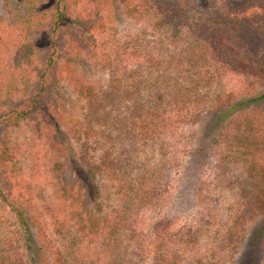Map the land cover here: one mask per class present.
Listing matches in <instances>:
<instances>
[{"label":"rangeland","instance_id":"obj_1","mask_svg":"<svg viewBox=\"0 0 264 264\" xmlns=\"http://www.w3.org/2000/svg\"><path fill=\"white\" fill-rule=\"evenodd\" d=\"M165 1L188 25L227 10L230 0ZM114 2L111 17H103L95 13L97 4L84 0L56 29L59 59L49 84L60 98L50 108L63 138L44 116L29 115L13 127L0 125V264H235L242 250L253 252L256 245L250 238L264 229L255 180L248 178L237 147L264 135L260 130L250 138L247 130L256 118L264 123V77L255 68L210 60L200 81L208 91L199 85L190 101L152 97L148 89L142 100L126 97V90L143 93L137 81L146 73L152 78L158 74L147 69L144 54L169 58L181 44L170 42L157 26L158 0ZM106 4L104 0L103 9ZM17 12L15 0H0V112L18 107L24 93L34 90L49 47L53 12L48 10L40 23L31 24L30 59L16 60L25 34L17 27ZM187 76L178 80L193 88ZM81 87L86 88L83 96ZM116 91L124 97L112 102ZM242 99L251 100L228 109ZM92 103L108 116L100 122L88 116ZM155 103L158 118H166L159 128L137 116L138 107L145 113ZM218 112L227 116L214 123L223 129L212 143L206 125ZM64 139L69 143L61 146ZM107 149L133 174L160 158L165 161L160 156L164 151L168 181L160 182L158 194L144 199L147 203L139 198L123 207L113 174L101 164ZM86 176L98 184L97 205L87 193ZM56 178L64 179L63 192ZM130 188L129 195L147 186L139 182ZM11 206L21 211L29 227L31 247ZM120 215L126 219L117 231L125 233L118 236L112 225ZM258 240L263 243L259 264H264V238Z\"/></svg>","mask_w":264,"mask_h":264},{"label":"trees","instance_id":"obj_2","mask_svg":"<svg viewBox=\"0 0 264 264\" xmlns=\"http://www.w3.org/2000/svg\"><path fill=\"white\" fill-rule=\"evenodd\" d=\"M84 0H15V5L18 7V12L15 13L14 18L19 24L17 27L24 31V43L21 44L20 50L17 52L16 60L18 59H30V54L32 53V41L28 39V33L30 28H32V23H40L46 15H48V10L53 12L52 27L48 33L49 47L45 56V60L41 63L42 69L37 71L38 82L34 87L32 92L24 93L26 99L21 102L18 107H7L0 112V125H6L8 127H13L19 124V121L32 115L44 116L46 119H50L51 124L56 128V136L59 139L63 138V133L59 128V121L57 117L52 113L50 105L56 103L60 96H54L52 89L50 87L49 81L51 79L53 68L57 64L59 48L57 46L58 36L56 35V29L60 26V23L69 14L70 10L78 5ZM97 4L96 15L111 17V11L115 8L114 0H107L106 8L103 9L104 0H86V3ZM48 4V5H47ZM227 10L221 11L211 18H207L203 21L197 22L195 24L190 23L185 25V20L180 18V14L165 0H158L157 2V26L166 33V39L170 42H177L180 45L178 49V54L175 52L174 55H169L164 57V54L160 58L156 59L153 56L145 58L147 69L150 70L151 67L158 71L157 76L151 77L150 74H145L147 77L145 79L138 80L137 84L142 85L143 93L140 94L138 91H125L126 97L130 94L134 99H143L145 90L148 89L152 91L150 94L155 96L158 94L160 99L169 96L176 101H190L189 98L193 92H198L199 85L207 90L206 85L201 81L203 76L202 69L205 66V62L213 60L214 64L221 63L223 65L234 66L235 68H255L258 73L264 77V0H230L226 8ZM11 12V11H10ZM170 35V36H169ZM176 58V59H175ZM171 69L168 70L167 68ZM146 69V70H147ZM176 71V72H175ZM173 73L174 75H171ZM187 77L192 79L194 86L189 87L187 84H181L179 78ZM207 80V78H205ZM143 83V84H142ZM10 86V85H9ZM185 86V87H184ZM187 86V87H186ZM12 88L6 91L8 95ZM85 87H81L80 95L83 96L85 93ZM138 95H137V93ZM22 93V94H23ZM116 91L114 94V99L112 102H116L117 96L123 98L124 96L118 94ZM196 96V95H195ZM264 97V94H261ZM143 97V98H142ZM154 99V98H153ZM251 99H242L235 102L228 109L239 107L243 105L244 102ZM111 102V103H112ZM88 108L89 113L95 118V121L100 122L106 118L107 113L102 114V109L100 104L95 105L90 104ZM159 106V105H158ZM156 103L145 109V113L141 112L142 108L137 112V116H144V122L148 126H153L159 128L160 124L166 118L159 119V114L157 112L158 107ZM225 113L218 112L216 116L207 124L212 131V143L216 142V139L221 136L222 129L219 128L217 124L226 118ZM212 123V124H210ZM253 128L249 129L250 138L253 136L251 134L262 131L263 125L262 120L254 119L252 121ZM142 126V125H140ZM143 127V126H142ZM217 130V131H216ZM247 130L245 129L244 134L247 135ZM259 136L263 139L260 141ZM151 137V136H150ZM149 137V138H150ZM204 138V136H203ZM207 139V138H205ZM155 142H157L154 139ZM69 143L68 140H63L61 146H65ZM211 143V144H212ZM206 143H202L204 148ZM264 135L260 133L255 138H253L250 143H239L238 151H241V158L244 159L246 165V172L249 174L248 178L255 180L252 182V186H255V191L257 193L258 207L264 211ZM4 146L0 147V154ZM133 148V146H132ZM242 149L245 150V154L248 153L249 157L245 158ZM199 150V149H198ZM103 153L101 164L106 169L108 175H112L115 181L118 191L123 195V207L129 208L130 204H134V200L149 201L158 194V187L160 182H167L169 178L168 165L169 160L167 159V153L161 152L160 156H165L166 160H160L153 163L147 170L140 173H135L132 171H127L125 167L121 164V159L116 157L110 150H106ZM117 162H119L117 164ZM142 161H137L136 166L139 167ZM163 169V170H162ZM194 172L195 169H192ZM195 174V172H194ZM87 177V176H86ZM125 178V179H124ZM57 184H60L63 190L66 188L64 185V179L56 178ZM142 182L147 186L146 189H138V194L134 192L130 194V185L138 184ZM128 184L127 188L125 187ZM87 193L90 195V199L97 205L99 203L100 192L98 184L92 180V178L87 177ZM138 197V198H137ZM144 201L145 203H147ZM15 211L18 218V223L22 226L24 232V238L27 240L30 246V232L26 221L22 217V213L19 209L11 206ZM123 213V212H122ZM124 216H119L117 218V223L112 225L114 229L113 233L116 235H122L125 233L117 231L120 227H123L122 219ZM116 229V230H115ZM254 235L250 238L254 247L253 252L242 250L239 254L237 261L251 260L250 264H259L260 255H262V246L258 238L261 236L264 238V229L260 235L253 233ZM258 235V236H257ZM255 236V237H254ZM261 240V239H260ZM250 241V242H251ZM29 256V255H28ZM29 259H33L31 256Z\"/></svg>","mask_w":264,"mask_h":264}]
</instances>
